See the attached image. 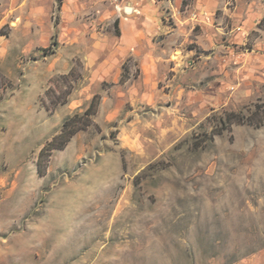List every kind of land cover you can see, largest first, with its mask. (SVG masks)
Returning a JSON list of instances; mask_svg holds the SVG:
<instances>
[{
    "label": "rangeland",
    "instance_id": "rangeland-1",
    "mask_svg": "<svg viewBox=\"0 0 264 264\" xmlns=\"http://www.w3.org/2000/svg\"><path fill=\"white\" fill-rule=\"evenodd\" d=\"M263 3L147 64L118 53L124 0H0V264H264V32L224 10Z\"/></svg>",
    "mask_w": 264,
    "mask_h": 264
},
{
    "label": "crops",
    "instance_id": "crops-1",
    "mask_svg": "<svg viewBox=\"0 0 264 264\" xmlns=\"http://www.w3.org/2000/svg\"><path fill=\"white\" fill-rule=\"evenodd\" d=\"M124 3L128 7H125V11L129 12L120 13L116 17L121 28L118 53L129 59L143 57L142 62L147 64L154 48L152 39L156 34H165L167 53L174 56L181 52L182 58L179 62L186 64L190 61L188 57L192 52L191 50L185 53V44L189 41V26L202 27L204 34L201 37L208 35L213 42L217 41L218 32H225L227 29L223 19L216 16L221 0H193L186 6L183 5V0H124ZM242 7H238L236 12H231L225 4L224 10L233 24L229 34H246L242 38L244 42L247 36L245 29L252 30L254 26H258L264 32V25H261L264 20V3L259 11H254L252 6L243 9ZM165 14L175 18L173 27L167 25ZM175 65L177 66L176 63Z\"/></svg>",
    "mask_w": 264,
    "mask_h": 264
},
{
    "label": "trees",
    "instance_id": "trees-1",
    "mask_svg": "<svg viewBox=\"0 0 264 264\" xmlns=\"http://www.w3.org/2000/svg\"><path fill=\"white\" fill-rule=\"evenodd\" d=\"M192 0H183V5L186 6ZM264 25V20L261 23ZM124 69L126 67L124 65ZM100 105V96H96L89 106L83 113L77 112L71 117L67 118L63 123L62 129L59 134L55 136L42 150L41 154L45 152H51L56 149H63L69 143V141L80 131L86 130L93 124V117L97 114L98 108ZM261 112V110H259ZM224 124L231 125L234 123L237 124H254L251 121H246L243 117L235 113H227L225 115ZM264 124V119L260 117L259 121L256 123V126L260 127ZM224 130V129H223Z\"/></svg>",
    "mask_w": 264,
    "mask_h": 264
}]
</instances>
